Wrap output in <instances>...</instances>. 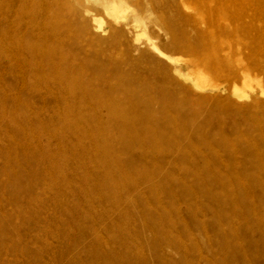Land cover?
<instances>
[{"label":"rangeland","instance_id":"obj_1","mask_svg":"<svg viewBox=\"0 0 264 264\" xmlns=\"http://www.w3.org/2000/svg\"><path fill=\"white\" fill-rule=\"evenodd\" d=\"M0 264H264V0H0Z\"/></svg>","mask_w":264,"mask_h":264},{"label":"bare ground","instance_id":"obj_2","mask_svg":"<svg viewBox=\"0 0 264 264\" xmlns=\"http://www.w3.org/2000/svg\"><path fill=\"white\" fill-rule=\"evenodd\" d=\"M108 10V12H117V13H122V12H124L125 11V9H124V6H123V3L122 2H112L111 3V5H110V7L109 8H107ZM99 23H101L100 21H99ZM155 48V47H154ZM155 50H157L156 48H155Z\"/></svg>","mask_w":264,"mask_h":264}]
</instances>
